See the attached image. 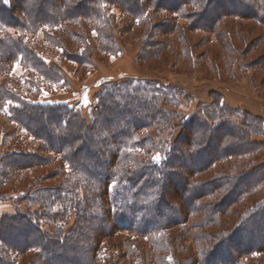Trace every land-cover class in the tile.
<instances>
[{
    "label": "trees",
    "instance_id": "1",
    "mask_svg": "<svg viewBox=\"0 0 264 264\" xmlns=\"http://www.w3.org/2000/svg\"><path fill=\"white\" fill-rule=\"evenodd\" d=\"M232 1L0 0V25L18 26L19 12L25 15L21 18L22 26L49 23L54 26L63 21L82 23L86 19L98 29L101 39L109 41L114 39L113 29H107L114 20L106 14V3L120 6L131 17L142 21L148 18L144 16L150 4L157 9L176 12L195 26L208 30L215 29L225 15L254 18L264 24V0ZM234 3L237 9L226 7ZM189 4L197 5L198 10L188 13L186 7ZM45 11L50 12L47 19L41 14ZM109 47L104 46V49L115 50ZM90 53L91 50L86 49L74 57L80 61ZM19 58L24 63L31 61L34 68L46 74L60 73L23 41L0 36V74L6 72V63H15ZM98 81L100 91L89 114L65 102L32 101L7 88L5 83L0 85V112L9 107L21 128L43 140L50 149L59 151L64 164L54 173V177H63L59 184L33 183L28 191L10 195L15 211L0 218V264H15V252L25 254L30 251L38 252L39 260L43 259L47 264H62V260L66 264H96L100 239L119 230L149 236L154 250L161 255L160 248L166 246L164 234L183 222L182 216H176L178 213L172 214L175 205L167 202L165 193L170 178L180 173L182 165L189 162L192 174L201 173L217 162L227 164L236 158L244 161L248 154L261 147L262 143L253 141L251 136L262 120L249 116L238 123L227 112L229 109L225 104H199L197 112L186 115L181 112L179 98L184 91L175 86L153 81L137 82L131 78L122 81L100 78ZM145 129H149L150 134H141ZM157 136L162 137L156 139ZM214 143L217 149H222L217 155L212 151ZM228 145L233 148H227ZM137 149L145 153L130 152ZM19 156L21 160H18ZM89 162L92 163L90 167L83 165H89ZM244 162L241 167L231 166L229 171L218 172L209 181L187 182L183 190L187 189L190 196V189L199 190L193 201L194 204L201 203L202 209L208 211L205 224L212 222L219 213L220 204L200 202V198L214 196L220 189L229 196L235 194L232 201L220 198L223 206L230 207L244 200V195L257 185L261 187L264 179L245 185L244 178L256 174L264 178V164L254 167V163ZM0 163L3 166H0V186L4 187L16 170L41 167L50 161L38 153L15 147L2 154ZM99 168H104L105 174L98 175ZM164 210L168 213L164 214ZM261 215L264 217V201L247 216L256 223ZM126 221H129L127 225L122 224ZM259 222L264 224V219ZM42 223H46L48 229L52 228V232L45 233ZM21 234L25 237L21 238ZM155 237L158 239L154 240ZM249 242L241 252L250 254L264 250V242L259 239L258 247L256 240ZM223 248L216 247L207 256L213 259ZM220 262L217 264L228 263Z\"/></svg>",
    "mask_w": 264,
    "mask_h": 264
},
{
    "label": "rangeland",
    "instance_id": "2",
    "mask_svg": "<svg viewBox=\"0 0 264 264\" xmlns=\"http://www.w3.org/2000/svg\"><path fill=\"white\" fill-rule=\"evenodd\" d=\"M226 7L238 8L236 3ZM104 9L114 20L112 27L107 29H113L114 39L109 41L101 39L98 29L86 19L82 23L63 21L54 26L50 23L22 26L20 23L25 15L19 12L18 26L0 25V36L23 41L48 65L60 71L54 76L46 74L34 68L31 61L25 64L19 58L15 63L8 61L4 65L7 67L6 72L0 74V85L5 83L7 88L32 101L45 99L69 103L82 108L86 114L91 113L97 102L100 78L109 81L131 78L137 82L153 81L171 85L184 91L179 94L183 114L197 112L199 104L220 102L226 105L229 109L227 112L238 123L249 116L262 120L251 136L253 141L262 144L257 152L243 159L245 162L239 158L227 164L217 162L206 171L194 174L191 173L190 163L185 162L180 173L170 178L169 186L165 189L166 200L175 205L172 214L178 213L176 216H182L183 222L169 228L170 231L164 234L166 246L160 248L161 255L154 250L149 236L119 230L100 239L96 264H217L220 261L229 264L232 258L234 260L230 264H264V250L250 254L241 252L248 247L245 243H250L251 239L256 240L257 247L258 239L264 242V224L259 222L264 217L261 215L256 223H252L247 216L264 201L263 177L258 174L245 177V185L263 180L262 185L260 188L257 185L256 189L244 195V200L230 207L223 206L220 198L226 197L232 201L235 194L229 196L220 189L214 196L200 198V202L220 204L219 213L209 224L203 222L208 211L202 209L201 203L194 204L193 196L199 190L190 189L191 196L187 189L183 190L189 181H209L218 172L231 170V166L241 167L242 162L254 163V167L264 164V24L254 18L225 15L215 29L208 30L195 26L187 17L176 12L157 9L150 4L144 16L148 18L143 21L134 19L117 5L106 3ZM186 10L193 13L198 6L189 4ZM41 14L46 19L50 16L49 11ZM150 32L153 34L148 36ZM107 45L115 50L106 51L104 46ZM86 49L91 50L90 56L76 60L75 54ZM141 134H150V131L145 129ZM215 144L212 151L217 155L222 149H217ZM15 147L38 153L50 163L16 170L11 181L4 187L0 186V218L15 211L10 195L28 191L33 183L52 186L63 180L62 175L54 177L57 169L64 166L59 151L50 149L43 140L22 129L6 106L0 112V159L5 151L14 150ZM227 148L233 147L228 145ZM140 150L130 152L139 155L145 153ZM21 159L19 156L18 160ZM83 165L90 167L92 163ZM101 174H105L104 168L98 169V175ZM241 186L244 188L243 184ZM21 204L26 208V204ZM163 213L167 214L168 210ZM128 222L122 224L127 225ZM42 228L45 233L48 230L52 232L46 223H42ZM20 237L24 238L25 235L21 234ZM221 246H224L223 251L216 253L213 259L207 256ZM14 255L17 256L15 264H37L38 261L47 264L43 259L39 260L35 251L25 254L15 252ZM62 264L66 263L62 260Z\"/></svg>",
    "mask_w": 264,
    "mask_h": 264
}]
</instances>
